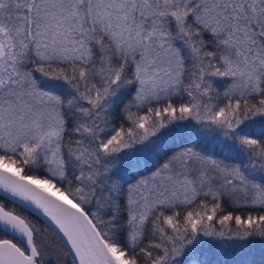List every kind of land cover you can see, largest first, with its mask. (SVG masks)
Returning a JSON list of instances; mask_svg holds the SVG:
<instances>
[{"label": "snow or ice", "instance_id": "snow-or-ice-1", "mask_svg": "<svg viewBox=\"0 0 264 264\" xmlns=\"http://www.w3.org/2000/svg\"><path fill=\"white\" fill-rule=\"evenodd\" d=\"M0 264H264V0H0Z\"/></svg>", "mask_w": 264, "mask_h": 264}]
</instances>
